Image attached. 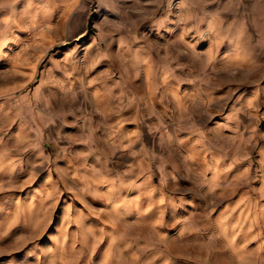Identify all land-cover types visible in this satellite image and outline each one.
<instances>
[{
  "label": "rangeland",
  "instance_id": "1",
  "mask_svg": "<svg viewBox=\"0 0 264 264\" xmlns=\"http://www.w3.org/2000/svg\"><path fill=\"white\" fill-rule=\"evenodd\" d=\"M0 8V264H264V0Z\"/></svg>",
  "mask_w": 264,
  "mask_h": 264
},
{
  "label": "clouds",
  "instance_id": "2",
  "mask_svg": "<svg viewBox=\"0 0 264 264\" xmlns=\"http://www.w3.org/2000/svg\"><path fill=\"white\" fill-rule=\"evenodd\" d=\"M19 0H11V4L18 3ZM11 5L8 3H5L4 0H0V8H10Z\"/></svg>",
  "mask_w": 264,
  "mask_h": 264
}]
</instances>
